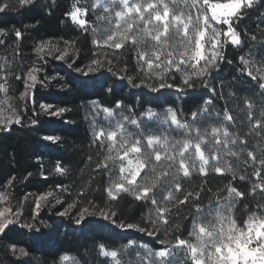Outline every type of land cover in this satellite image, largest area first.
I'll return each mask as SVG.
<instances>
[{
	"label": "snow or ice",
	"instance_id": "obj_1",
	"mask_svg": "<svg viewBox=\"0 0 264 264\" xmlns=\"http://www.w3.org/2000/svg\"><path fill=\"white\" fill-rule=\"evenodd\" d=\"M257 2L259 0H95L91 4V11L95 15L91 29L94 35L100 34L93 40V44L114 50L113 55L120 50L134 51L137 71L142 78L137 83L132 76L127 75V64L121 69L125 75L114 71L113 59L108 55L91 59L83 68L77 67L76 61L72 60L68 67H74L84 77L80 80L81 88L95 86L97 74L102 75L107 70L118 80L127 79L134 88L148 87L153 92L163 89L184 91L194 90L199 82L215 94L216 86L209 82L212 72L220 70L227 46L240 47L244 43L238 26ZM17 3L22 9L34 4L35 0H17ZM78 5L79 0L64 16L87 32L89 8ZM12 10H15V6L11 0H0V13ZM14 35L18 44L23 33L15 30ZM245 35L249 34L245 32ZM261 36H264V32H261ZM249 39L257 41V35L250 34ZM3 43L0 40V44ZM70 43L74 44L75 41H64L65 45ZM252 47L250 43V58L243 55L238 58L243 67H238L237 71L240 76L249 77L257 86L259 95L264 98V60L253 57ZM261 47L264 48V42ZM33 51L39 63L34 61L26 72L15 76L24 85V90L19 93L22 102L19 109L10 103L12 98L7 95L0 100V132L11 131L13 124L22 125V114L27 113L29 102L35 105L37 86L50 83V77L43 66L45 57L65 62L69 57L68 48L61 49L51 38L38 41ZM19 55L17 47L16 56ZM93 56L97 57V53H93ZM5 67L0 65V71ZM41 73H44L43 77ZM176 74H180V83H176ZM0 78L5 80L0 83V92L7 93V77ZM99 86L103 88L105 84L101 82ZM112 90L109 88L110 92ZM220 98H224L222 94ZM212 102L209 98L204 104L210 105ZM244 104L247 108L248 134H254L264 142V105L257 117L253 111V100L245 98ZM40 107L49 116L55 117L70 111L65 107L53 110L51 104L41 103ZM96 107L93 104L94 110ZM121 107L117 101L116 108ZM103 111L105 119L109 121L107 126L97 125L93 121L92 144L100 150L99 155L103 156L102 160L96 162L93 171L108 175L110 183L104 189L108 207H98L87 200L85 206L80 207L75 214L74 222L77 226L86 227L89 218H96L109 221L121 229H135L148 236H155L157 244L162 247L153 250L144 245L147 256L140 258L141 264H264V203L257 202L255 210L249 208L247 217L242 222L238 221L235 215L237 202L246 198V194L233 186L232 181L237 179L239 169L228 159L240 160L246 153L243 166L245 169L252 166L256 178L247 195L255 197L257 190L264 194V143L258 144L255 150L248 148L246 135L242 137L229 128V125L235 126L237 118L228 107L223 109L222 114L217 111L215 116L208 107H198L190 118L186 114H178L171 107L163 113L148 110L146 119L158 121L159 125L147 131L141 119L144 113L137 116L135 110L130 109L129 115L115 119L113 124L111 121L115 113L107 107ZM37 115L33 108L30 118L33 126L38 123L35 118ZM203 122H207V127H202ZM45 139L57 142L59 137L46 136ZM88 160L91 161L92 157L89 156ZM54 171L56 174H64L66 169L57 163ZM212 172L221 177L231 175L232 179L226 185L227 195H220L223 191L220 190L215 204L209 201L205 206L201 203L203 189L185 191L183 181L191 178L194 173L206 178ZM43 178L47 179V176ZM238 178L241 181L248 179L244 174H239ZM14 179H10L8 184L11 185ZM162 188L167 190V194L158 199V191ZM56 190L67 191L59 184ZM174 193L181 194L182 198ZM122 194L150 204L143 225L119 218L113 202L118 201ZM30 195L25 194L14 213L11 208L0 209V235L6 234L11 225L19 222L23 216L24 202ZM78 195L84 197L85 192L82 190ZM8 199V195L0 193V200ZM63 203V199L52 190L35 196L32 205L33 222L25 226L41 233L42 230L35 223L41 210ZM76 206L68 204L56 214L68 215V210ZM178 206L188 208V214L181 219L191 218L187 237L181 231L183 225L173 223L170 215L174 209L179 211ZM161 233L164 239L160 238ZM132 245L134 241H128L121 248L127 250ZM97 247L100 257H110L114 264H123L118 250H106L102 242ZM12 251H18L21 256L27 255L24 248L17 250L12 246ZM68 260V255H62L54 264H63Z\"/></svg>",
	"mask_w": 264,
	"mask_h": 264
},
{
	"label": "trees",
	"instance_id": "obj_2",
	"mask_svg": "<svg viewBox=\"0 0 264 264\" xmlns=\"http://www.w3.org/2000/svg\"><path fill=\"white\" fill-rule=\"evenodd\" d=\"M11 3L15 10L0 13V31L4 32L5 39L1 46L4 49L9 45L7 49L10 52L11 66L8 84L15 95L23 90L22 80H16L15 76L23 74L34 61L39 63L33 51L38 41L51 38L61 49L68 48L69 57L67 62L45 57L43 66L50 77V83L47 86H37L35 105L29 102L27 113L22 114L24 116L22 125L13 124L11 131L0 132V191H5L9 196L8 201L14 210H18L25 194H31L24 202L23 216L19 222L11 225L6 234L0 235V264H54L62 255L74 258L79 264H114L110 257H100L97 245L101 242L106 245V250H118L119 259L123 264L129 262L141 264L140 258L147 256L144 245L153 250L162 247L157 244L155 236H148L135 229H121L109 221L96 218H89L86 227L77 226L74 222L75 214L80 207L85 206L87 200H91L98 207H108L104 192L110 183L108 175L93 171L96 162L103 159V156L99 155L100 150L92 144L93 121L97 125L107 126L109 121L105 119L104 107L115 113V118L111 121L113 124L115 119L129 115V110L132 109L137 116L145 114L141 119L147 131L148 128H156L159 125L158 121L146 119L148 110L163 113L171 107L176 109L178 114L183 113L190 118L191 113L198 107H208L213 116L217 111L222 114L223 109L228 107L237 118L234 127L229 125L230 130L238 132L242 137L246 135L248 148L255 150L258 144L264 142L254 134H248L244 99L253 100V111L259 117L264 98L259 95L255 83L246 75L240 76L237 68L243 67L238 59L240 56L250 58L248 56L250 43L253 45L251 48L253 57L256 60H264L262 55L264 48L261 47V43L264 42V36H261V32H264V0H259L238 26L244 43L240 47L227 46L225 60L221 63L220 70H213L209 82L216 86L215 94L199 82L194 90L184 91L163 89L153 92L148 87L134 88L127 79L118 80L107 70H104L102 75L97 74L95 86L81 88L80 80L84 77L77 73L74 67H68L72 60L76 61L77 67L83 68L91 59L108 55L113 59L114 71L125 75L121 69L127 64V75L139 83L142 75L137 71L135 52L120 50L118 54L113 55L114 50L93 44L95 38L89 25H86L88 31L85 32L64 16L65 12L77 4V0H35L34 4L22 9L19 8L17 0H11ZM78 6L89 8L86 19L92 25L94 22L90 15V5L85 0H79ZM15 30H21L23 33L18 44L14 35ZM245 32L249 35H245ZM250 34H256L257 41H250ZM65 40L75 43L65 45ZM17 47L19 56H16ZM93 53H97V57H94ZM257 67L260 65L257 64ZM40 75L43 77L44 73ZM180 79V74H176V83H180ZM101 82L105 87L99 86ZM153 82L155 81H149ZM221 85L224 87L221 88ZM109 88L113 90L110 92ZM221 94L223 99L220 98ZM209 98L212 99V104L205 105L204 101ZM117 101L121 103V108H116ZM41 103L53 105V110L65 107L70 111L61 117L49 116L40 107ZM93 104L97 106L95 110ZM33 108L38 114L35 117L38 123L34 126L30 124ZM202 127H207V122H203ZM46 136H56L59 140L49 141L45 139ZM89 156L92 157L91 161L88 160ZM245 158L246 153L240 160L228 158L238 167V176L244 174L248 177L241 181L237 176V179L232 181L233 186L246 194V198L237 202L235 215L240 222L247 217L249 208L255 210L257 202L264 203V194L259 190L255 197L247 195L256 178L252 166L244 168L242 161ZM57 163L66 169L64 174L55 173ZM28 173H31V176H28ZM44 176H47V179H44ZM13 177L15 179L9 185L8 181ZM231 179V175L221 177L214 172L206 178L194 173L191 178L183 181V186L185 191L203 189L201 203L207 206L209 201L215 204L220 190H223L220 195H227L226 185ZM58 184L63 185L67 191H57ZM50 190L56 192L64 203L41 210L40 216L35 220L37 227L42 230L38 233L25 225L33 222L32 205L35 196ZM82 190L85 192L84 197L78 195ZM166 194V189H160L158 199H162ZM174 194L182 198L181 194ZM68 204L77 206L69 209L68 215L58 216L56 213L62 211ZM113 207L120 219L143 225L150 204L122 194L118 201L113 202ZM178 209V212L174 209L170 215L173 223L183 225L181 231L184 237H187L191 218L183 220L180 217L188 214V208L178 206ZM160 238L164 239L165 236L161 233ZM128 241H134V245L127 250L122 249L121 246ZM12 246L17 250L24 248L27 255L21 256L18 251L14 253Z\"/></svg>",
	"mask_w": 264,
	"mask_h": 264
},
{
	"label": "rangeland",
	"instance_id": "obj_3",
	"mask_svg": "<svg viewBox=\"0 0 264 264\" xmlns=\"http://www.w3.org/2000/svg\"><path fill=\"white\" fill-rule=\"evenodd\" d=\"M89 5H90V15L92 16L93 22L95 23V15H93L92 11H91V4L95 2V0H85ZM90 28L91 25L89 24ZM92 30V29H91ZM102 31V30H101ZM93 33V32H92ZM100 33H97L96 35H94V38L96 39L97 36H99ZM0 40H3L5 42L4 39V32L0 31ZM2 44H0V65H6L5 69L3 71H0V77H7V93L4 92H0V100H3L5 98V96L7 95L8 97H11V101L10 103H12L14 106H16L18 109L21 105V101L19 100V94L15 95L14 94V90L10 89V85L8 84V76L10 73V66H11V61H10V52L7 49V47H3L1 46ZM32 66V65H30ZM27 70V69H26ZM26 70L24 72H26ZM23 72V73H24ZM5 80L0 78V83H4ZM22 86H23V90H24V85H23V81H22ZM22 90V91H23ZM0 193H3L6 195L5 191H0ZM6 208H11L12 209V213L16 212L17 210H14L15 208H13L12 204L9 203L8 200H0V209H6ZM9 215H11V213H9ZM76 260L74 258L69 257L68 261H64L63 264H76Z\"/></svg>",
	"mask_w": 264,
	"mask_h": 264
}]
</instances>
